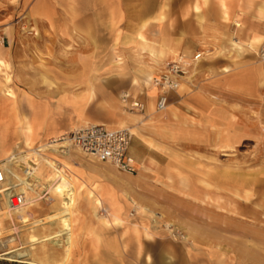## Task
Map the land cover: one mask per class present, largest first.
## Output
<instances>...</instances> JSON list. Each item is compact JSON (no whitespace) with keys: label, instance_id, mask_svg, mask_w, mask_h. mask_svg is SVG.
Returning a JSON list of instances; mask_svg holds the SVG:
<instances>
[{"label":"rangeland","instance_id":"1","mask_svg":"<svg viewBox=\"0 0 264 264\" xmlns=\"http://www.w3.org/2000/svg\"><path fill=\"white\" fill-rule=\"evenodd\" d=\"M222 1L218 0L219 7ZM126 3L129 7L136 4L135 0ZM109 4L118 9V0H94V6L91 1L80 0V12L91 11L93 18L72 20L67 15L46 26L26 15L21 3L11 5L2 0L0 26L14 27L18 48L12 51L1 46L2 38L6 44L8 40L0 27V105L26 104L24 96L31 97L24 95V90L36 96L46 92L52 100L72 92L70 100L76 104L93 98L109 103L113 97L119 100L117 107L122 104L127 111L140 113L125 105L123 98L128 92L126 76L134 74L133 83L139 84L138 77L143 78L142 92L150 98L148 116L159 115L168 121L170 104L165 111H156L154 101L159 88L153 83L181 54L179 48L167 43L189 47L204 35L168 32V19L177 23L181 18L193 23L199 18L202 22L203 2L196 0L191 8L189 2L181 10L177 8L180 2L170 0V12L177 15L179 11L180 18H169L168 5L162 4L158 18L154 19L158 23L163 21V30L153 33H147L149 19L133 32L136 24L129 12L127 22L125 18L116 21L114 14L109 22ZM212 19L207 17L209 22ZM110 24H116L118 30L126 25L128 31L118 33ZM171 28H178L177 24ZM206 35L211 36L210 40L222 36ZM261 41L259 34L247 41L232 35L229 48H200L199 52L211 50L210 54L204 52L206 57L218 54L202 59L200 64L210 73L202 82L204 88L218 93L208 100L217 110L212 116L221 123L213 128L192 127L189 135H183L180 129L171 131L166 148L173 158L174 177L148 184L133 181L143 198L130 195V181L118 175L133 174L78 149L70 148L67 153L49 149L47 142L59 133L39 139V118L25 116L20 126L21 141L3 149L0 168L6 176L0 194L24 183L32 204L25 208V218L19 219L9 215L0 199V264H146L147 257V264H166L163 254L170 251L176 256L185 251L209 254L198 255L200 264H264V64L258 56ZM195 52L196 48L191 53L184 50L187 56ZM216 63L225 66L219 70ZM88 74H95L93 81H89ZM187 87L182 78L178 92L182 94ZM97 109L93 115H104V111ZM128 116L117 125L104 123L113 128L127 127L133 136L143 138L139 127L143 119L134 113ZM89 122L85 119L81 125ZM2 132L0 127V136ZM41 145L45 146L43 151L34 150ZM60 167L67 170V181L62 185L71 202L70 210L58 190ZM66 212L71 224L70 244L63 222ZM180 259L175 257L174 264L182 263Z\"/></svg>","mask_w":264,"mask_h":264},{"label":"crops","instance_id":"2","mask_svg":"<svg viewBox=\"0 0 264 264\" xmlns=\"http://www.w3.org/2000/svg\"><path fill=\"white\" fill-rule=\"evenodd\" d=\"M2 0H0L1 2ZM11 5L21 3L23 12L29 17L39 21L41 24L49 23L52 20L58 21L60 17H67L70 16L73 18L79 17H94L95 15L92 12H88L87 14H82L80 12L79 1L80 0H6ZM91 1L92 6H94V0ZM110 1V0H106ZM154 1V2H153ZM175 1V0H174ZM180 2L177 8L185 9L189 2H191L190 7H192L193 3L196 0H177ZM203 2V21L201 22L198 18L197 22L191 23L189 20L181 19V14L178 11V14L174 12H170V0H135L136 4L133 6H128L126 0H118V9H112L111 5L108 6V14L107 17L109 18V22L111 21L112 14H114V18L116 21H121V18H128V12L130 13L129 16L134 18L132 22H135L133 32L136 33V30L139 26L143 23V21L149 19L150 23L147 28V33H153L161 30L163 27V21L159 22L156 21L154 18L159 16L160 11L162 10L161 5L167 4L168 7L166 9V14L169 18L177 16L179 21L176 23L175 20L173 22L168 19L167 23V31L169 32H193L198 34H204L200 36L198 39L193 41V45L186 46L183 43L180 45H168L172 47H177L180 49L181 53L184 54V50L188 52H192L193 48H196V52H199L200 48L203 47L213 49L215 46L221 48L223 46H227L229 48L228 39L230 36L234 35L237 39H242L243 41H247L249 37H252L255 34H259L262 36V41L264 39V0H229L230 4V13L228 11V1L223 0L226 5V9H222V3L220 4L218 0H212L208 4L209 0H206L204 4V0H200ZM196 5V4H195ZM194 5V6H195ZM198 5V4H197ZM174 8V6H173ZM193 12V11H192ZM226 13V14H225ZM194 16H197L194 12L192 13ZM226 16V17H225ZM231 16V20L229 19ZM198 17V16H197ZM207 17H212L213 19L209 22ZM158 18V17H157ZM230 20V21H229ZM229 21V22H228ZM177 24L178 28H171ZM116 25V24H115ZM115 25L112 27L110 24L111 29L120 33L122 31H128L126 25L124 30L116 29ZM132 26V24H129ZM130 26V28H131ZM145 25L142 26V28ZM2 29L5 32V37L7 38V44L4 39L2 43V47L6 49L16 50L18 48V44L15 41V29L12 25L6 26V24L1 25ZM76 29L79 30V26H75ZM141 28V30H142ZM90 29L86 31L89 32ZM210 33H219L222 36L215 37V39H208ZM155 36V35H154ZM153 36V37H154ZM119 38H116V42H118ZM231 41V38H230ZM261 41V42H262ZM232 43V42H230ZM261 44V43H260ZM260 47V46H259ZM259 50V48H258ZM205 52V51H204ZM204 52H202L204 54ZM193 53V54H195ZM205 53L210 54L212 53L211 50L206 51ZM192 54V55H193ZM202 54V56H203ZM218 55V54H217ZM217 55L213 56H203L195 67L193 68L192 72L187 75L185 78V82H187L188 87L183 90L182 94L178 91L180 87L176 90L170 92V108L168 110L169 120L165 121L159 117V115H155L154 118H150L148 116L147 109L145 112L140 113L138 112H129L125 109L124 105L119 106V100L116 98H111L110 102H96L91 99L89 102L84 104H76L71 102L70 97L72 92H66L62 94L60 97L52 100L46 97V92H42L41 94L37 95L33 94V92H27L24 90V95L28 94L31 98H26V104L15 106L13 104H7L6 106L0 105V127L4 129L2 132V136H0V160L3 158V149L4 148H11L15 146L19 141H21V134H20V126L22 125L23 119L25 116L30 118L38 117L39 121L42 123V128L39 130V139L42 138H50L57 133H64L67 131H71L77 126L81 125L82 121L88 119L89 123H99L105 124L110 123L113 125H117L120 120L123 118L129 119L128 114L134 113L136 114L139 119H143L142 123H139L140 132L143 134L142 137L133 136L131 147L129 149V154L134 157L136 161L137 172L133 174V176L125 175L119 173L118 175L124 178L126 181H130L132 187L129 189L128 193L133 197L143 198V195L139 190L133 185V181H142L143 183H150V181L158 180L162 181L163 178L166 179L168 177H174L172 168L173 165L171 164L172 155H169V151H167L166 146H168V136L170 135L171 131L174 129L182 130L183 135H189L190 130L193 128H213L217 126V123H221L217 121V117L212 116L213 114L217 113V110L214 109V105L211 104V101L208 99L210 96H217L218 93L216 91H209L208 89L204 88L203 81H206L208 75L204 71L203 64H200L202 59L214 58ZM175 56L174 54L172 55ZM178 56V55H177ZM176 56V57H177ZM5 58V57H3ZM6 59V58H5ZM9 59V58H8ZM13 59H18L15 57ZM7 60V59H6ZM8 61V60H7ZM203 63V62H202ZM17 64V63H16ZM215 68H223L225 65L221 63V67L219 63L214 65ZM212 66V67H214ZM209 66V69L212 68ZM20 75L23 77V71L19 68L17 70ZM222 72V71H221ZM225 73V72H223ZM132 75L129 74L126 77V87L125 91L130 93L131 99L133 100H140L147 104L149 103V96L142 92L143 88V78L138 77L139 84L133 83ZM89 76V74H88ZM87 78L89 81H93L95 78L94 75H90L93 78L91 79L90 76ZM191 76V77H190ZM191 79H190V78ZM128 81V82H127ZM124 84V83H121ZM95 86V85H94ZM122 88V87H121ZM124 90V88L122 89ZM96 92V87H95ZM70 93V94H69ZM126 93V92H125ZM96 95V94H95ZM95 97V96H94ZM157 97L155 99V109H156V102ZM118 103V104H117ZM125 105H127L125 103ZM154 107V105H152ZM98 107H102L101 109H97ZM102 110L104 111V115L102 113L98 116L93 115L95 110ZM157 111V110H156ZM175 111L176 114L173 112ZM99 114V113H98ZM157 114V113H156ZM176 116H175V115ZM21 122H19V119ZM197 118V119H196ZM180 120H182L180 122ZM105 122V123H104ZM181 124V126H180ZM106 125V124H105ZM29 128L30 126L27 125ZM109 127V126H108ZM118 127V126H117ZM113 128V127H111ZM116 128V127H115ZM152 141V142H149ZM153 143V144H152ZM22 147L25 148L22 144ZM14 159V157H13ZM105 181V180H104ZM108 181V180H107ZM120 190V188H118ZM247 192H252L247 189ZM135 196H134V195ZM249 195V198H250ZM248 199V198H247ZM145 232L146 236H149ZM89 244V243H88ZM205 252V251H204ZM206 253V252H205ZM200 256H209V254L204 253H189L185 251V254H176L172 251L166 252L163 256L166 257L167 263L166 264H174L175 257L181 258L180 264H200V260L196 259ZM170 256L172 260L170 261ZM149 258L146 259V264L148 263ZM179 261V262H180Z\"/></svg>","mask_w":264,"mask_h":264},{"label":"built area","instance_id":"3","mask_svg":"<svg viewBox=\"0 0 264 264\" xmlns=\"http://www.w3.org/2000/svg\"><path fill=\"white\" fill-rule=\"evenodd\" d=\"M4 41L2 38L1 42ZM202 52L191 56L181 53L177 59L170 62L161 74L155 77L153 83L159 88L156 110L165 111L170 103V92L180 87L182 78L189 75L196 63L202 58ZM259 59L264 64V39L258 50ZM124 101L131 109L145 111L147 104L140 100H132L130 93L124 94ZM133 139V133L127 127L111 128L105 124L86 123L77 126L71 131L64 132L59 141L68 142L73 148L92 155L99 160L108 162L117 169L134 174L137 172L136 161L129 154ZM5 171L0 168V188L5 182ZM13 210L25 203V195L22 192H14L10 196ZM105 211V210H103Z\"/></svg>","mask_w":264,"mask_h":264},{"label":"bare ground","instance_id":"4","mask_svg":"<svg viewBox=\"0 0 264 264\" xmlns=\"http://www.w3.org/2000/svg\"><path fill=\"white\" fill-rule=\"evenodd\" d=\"M195 9L197 11H200V6L199 5H195L194 6ZM222 9H226V5L225 3L223 2L222 3ZM228 12V11H227ZM226 14V13H225ZM226 17V16H225ZM230 19V18H229ZM143 44L144 45H147V42L145 41V39H143ZM151 51L154 53V50L151 48ZM179 56V55H178ZM177 56V58H178ZM261 61V60H260ZM262 62V61H261ZM263 63V62H262ZM63 133H59L56 137H53L49 140V142H47V147L49 149H56L58 151H61L62 153H67V151L70 149V148H73L68 142L66 141H59V138L61 137ZM45 148L44 145H41V146H37V148H35L34 150L35 151H43ZM75 149V148H73ZM56 167V166H55ZM56 169V168H55ZM55 173V171H54ZM57 176L59 177V185H58V190L59 192L61 193L62 195V198H63V202L65 203L66 205V208L67 210H70L71 209V202L66 194V189L64 188V186L62 185V182L66 180V176H67V170L66 168H61L59 170H57ZM68 178V181H71V177H67ZM67 181V180H66ZM28 185V184H27ZM26 184L24 185V183H19L17 186L13 185L11 186L8 190H6L4 193L0 194V199L2 200V202L6 205L7 207V210H8V213L10 216H14L15 218H19V219H23L25 218L23 216V212L25 210V208L32 204V200L30 198L31 195H29L26 191V188H25ZM29 191V190H28ZM32 191V190H31ZM14 192H22L24 193L25 195V203L23 206L17 208L16 210H13L12 208V205L10 203V196L12 193ZM33 193V192H32ZM34 200V199H33ZM63 222H64V225L66 226V231H67V240H68V243L70 244L71 242V237H72V234H71V224H70V221H69V218L67 216V212L64 213L63 215ZM61 230V229H60ZM173 233V231H172ZM47 235V234H46ZM176 236V235H174ZM47 237V236H46ZM183 238H185V235L183 234L182 236Z\"/></svg>","mask_w":264,"mask_h":264}]
</instances>
